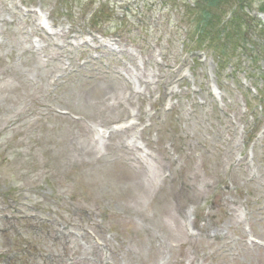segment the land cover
<instances>
[{
	"label": "rangeland",
	"instance_id": "1",
	"mask_svg": "<svg viewBox=\"0 0 264 264\" xmlns=\"http://www.w3.org/2000/svg\"><path fill=\"white\" fill-rule=\"evenodd\" d=\"M198 1L0 0V264H264V34Z\"/></svg>",
	"mask_w": 264,
	"mask_h": 264
},
{
	"label": "trees",
	"instance_id": "2",
	"mask_svg": "<svg viewBox=\"0 0 264 264\" xmlns=\"http://www.w3.org/2000/svg\"><path fill=\"white\" fill-rule=\"evenodd\" d=\"M255 1L260 0H199L195 6L188 7V10H194L203 16V21L201 17L196 16L200 20L198 30L195 28L192 33H189L187 29L190 45L207 52L212 50L222 64L230 58L228 48L244 49V46H241V42L245 39L244 28L253 25L260 28L264 34V24L247 11ZM259 8L264 10V1H260ZM188 10H186L187 13ZM252 52L255 50L253 49ZM261 56L264 57V54L255 53L253 58Z\"/></svg>",
	"mask_w": 264,
	"mask_h": 264
}]
</instances>
